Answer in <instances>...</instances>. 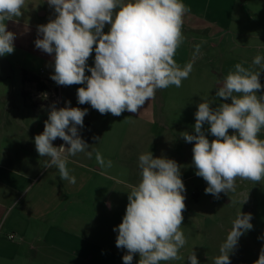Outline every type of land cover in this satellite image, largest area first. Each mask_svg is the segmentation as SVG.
Returning <instances> with one entry per match:
<instances>
[{"label": "clouds", "instance_id": "1", "mask_svg": "<svg viewBox=\"0 0 264 264\" xmlns=\"http://www.w3.org/2000/svg\"><path fill=\"white\" fill-rule=\"evenodd\" d=\"M55 9V19L37 26L35 47L54 54L51 79L61 86L84 85L77 89L79 104H90L100 114L120 116L123 112L138 113L146 102L155 98L157 90L177 88L193 71L201 45L194 46L193 58L183 66L174 59L184 41V15L190 11L182 0H47ZM25 0H0V56L14 52L16 34L7 30L6 21L23 15ZM109 25V31L103 29ZM95 52L94 67L87 61ZM237 63L233 71L218 83L216 97L231 100L211 107L204 99L195 113V133L183 134L192 148L196 175L207 182L206 194L219 198L236 189L237 178L260 182L264 179V95L260 74L264 57H254L249 67ZM258 66V69L257 67ZM86 70L90 76L86 75ZM55 105L45 121L44 130L35 136V146L45 167H55L61 180L75 184L67 167L68 158L95 152L101 169L110 168L111 160L93 149L81 138L87 109ZM207 124L215 137L211 142L202 126ZM234 134L229 135V130ZM60 138L68 145L53 146ZM140 181L128 192V204L118 232L116 247L127 250L124 264H160L161 261L183 259L178 253L186 244L181 230L185 210V185L180 166L173 159L154 158L148 151L138 157ZM251 213H239L214 264H230L229 254L239 238L253 228ZM264 239V237H261ZM190 264H199L194 251ZM254 264H264V247Z\"/></svg>", "mask_w": 264, "mask_h": 264}, {"label": "rangeland", "instance_id": "2", "mask_svg": "<svg viewBox=\"0 0 264 264\" xmlns=\"http://www.w3.org/2000/svg\"><path fill=\"white\" fill-rule=\"evenodd\" d=\"M55 16L56 13L53 19ZM6 25L7 30L16 34V38L14 52L5 55L12 66L13 77L5 80L0 78V153L6 150L16 156H28L22 157L25 161L38 160V169L42 170L46 163L41 162L36 150L35 136L43 132L52 106L59 109L65 107L66 102H70L67 106L87 109L84 127L78 126V132L90 146L88 151L96 149L104 153L105 158L120 157L124 166L139 171L138 176V157L148 151L154 158L173 159L180 166L181 179L188 194L181 225L186 244L178 253L183 259L168 261L169 264H190L187 258L192 251L195 252L199 264H214L215 258L220 255V245L226 239L239 211L251 213L250 222L253 228L239 238L236 248L229 254L230 264H254L264 247V239H261L264 237V179L256 183L237 178L235 191L228 194L222 192L218 199L206 194L204 190L208 186L207 182L195 174L192 152L194 142H186L183 134L186 132L196 135L195 113L198 104L204 99L212 102L213 108L221 103H231L230 99L216 97L217 85H220L218 83L229 71L234 70L235 64L246 62L243 66L249 67L255 56L264 57V41L259 39L258 33L252 30L247 34L250 36H246L245 32L243 34L242 31L230 30L215 33L216 37L211 38L210 30H182L184 41L177 49L174 59L183 66L192 60L194 46L201 45L193 71L182 81L181 87L173 85L157 90L155 98L150 100L152 106L148 110V119H144L129 112H123L120 116H113L111 113L102 115L90 104H79L77 91L73 94L70 88L84 85L61 86L51 79L54 74V54L45 53L35 47L38 25ZM103 31L107 33L109 29ZM94 61L93 51L87 61L88 66L94 67ZM255 67L258 69V66ZM23 69L48 76L52 83L51 93L57 91L59 94L58 103H53L51 98H34L37 92L32 84L27 83L25 89L30 92L37 106H28L25 110L20 75ZM85 74L90 76L91 73L86 70ZM259 79L264 86V70L261 71ZM71 95L74 96L72 101ZM257 95H264V87L257 91ZM105 125L108 134H103ZM208 129L207 124L202 126V131L211 142L215 137ZM231 134L234 133L230 129L229 135ZM258 138L264 139V129H261ZM52 143L55 147H68L60 138ZM185 211L191 215L184 214Z\"/></svg>", "mask_w": 264, "mask_h": 264}, {"label": "crops", "instance_id": "3", "mask_svg": "<svg viewBox=\"0 0 264 264\" xmlns=\"http://www.w3.org/2000/svg\"><path fill=\"white\" fill-rule=\"evenodd\" d=\"M182 2L190 9L184 15L182 30H210L211 38L230 30L250 36L247 34L253 30L264 41V0ZM22 12L6 24L43 25L53 19L55 9L47 0H25ZM77 89L71 87L70 91L75 94ZM73 98L71 95L70 100ZM151 106V101L146 102L131 115L148 119ZM23 108H29L24 100ZM103 128V134H108L106 125ZM23 156L28 157L6 150L0 153V264H124L122 257L127 250L116 247L118 232L113 229L122 222L128 192L140 181L139 171L124 166L116 156L104 157L112 166L101 169L95 152L91 158L82 152L68 158L70 175L76 179L72 184L61 180L55 167L40 170L38 160L25 161ZM40 159L46 163V157ZM183 195L188 198L186 192ZM139 260V254H134L132 264Z\"/></svg>", "mask_w": 264, "mask_h": 264}, {"label": "trees", "instance_id": "4", "mask_svg": "<svg viewBox=\"0 0 264 264\" xmlns=\"http://www.w3.org/2000/svg\"><path fill=\"white\" fill-rule=\"evenodd\" d=\"M20 75H21V81H22L21 93H22L24 103L26 104V106H29V107L37 106V103L33 101L30 92H28L25 89V85L27 83L32 84L36 92L51 93L52 83L49 79L42 78L39 75L28 72L25 69L21 71ZM55 90L57 89L55 88Z\"/></svg>", "mask_w": 264, "mask_h": 264}, {"label": "water", "instance_id": "5", "mask_svg": "<svg viewBox=\"0 0 264 264\" xmlns=\"http://www.w3.org/2000/svg\"><path fill=\"white\" fill-rule=\"evenodd\" d=\"M12 77H13V70L11 64L5 58V56H0V78L5 80Z\"/></svg>", "mask_w": 264, "mask_h": 264}, {"label": "built area", "instance_id": "6", "mask_svg": "<svg viewBox=\"0 0 264 264\" xmlns=\"http://www.w3.org/2000/svg\"><path fill=\"white\" fill-rule=\"evenodd\" d=\"M33 97L34 98H51L54 103H58V101H59V94L57 91L52 92V93L37 92L36 96H33ZM8 237L12 239L14 237V235L10 234V235H8Z\"/></svg>", "mask_w": 264, "mask_h": 264}]
</instances>
